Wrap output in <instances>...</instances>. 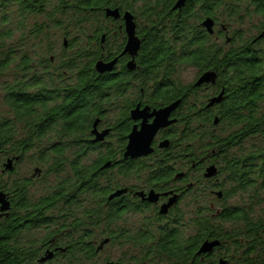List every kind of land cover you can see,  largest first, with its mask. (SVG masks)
I'll use <instances>...</instances> for the list:
<instances>
[{"label":"flooded vegetation","instance_id":"flooded-vegetation-1","mask_svg":"<svg viewBox=\"0 0 264 264\" xmlns=\"http://www.w3.org/2000/svg\"><path fill=\"white\" fill-rule=\"evenodd\" d=\"M218 2H213V16H206L214 20V32L210 34L214 54L211 60L196 56L188 64L182 59V33L180 40L176 41L178 60L172 63L169 56H150L145 44L152 43L148 42L152 34L140 32L141 22L136 15V36L141 45L135 54L125 52L129 36L124 13L132 11L125 10L119 19H115L111 28L113 38L107 40V33L102 37L98 61L109 63L116 60V63L111 70L104 72L96 69L97 63L94 66L95 84L113 88V93H109V101L105 99L98 112H94L89 137L83 143L72 144L67 159L55 165L56 168L37 160L39 155L29 158L24 152L16 154L11 144L5 149L0 147V176L4 182L0 192L9 203L6 211L2 212L0 207V217L6 221L22 219L23 231L37 235L36 243L46 238L47 242L43 244L48 250L40 262L46 263L48 254H52L54 261L67 257L69 247L84 248L91 244L99 246L96 250L98 258L116 240L121 249L120 257L117 260L101 258L102 264H182L183 200L194 188L192 176L198 171L203 173L204 159V177L208 167L216 166L207 158L210 154H203L201 118L207 115L213 120L210 132L218 139L227 130L224 127L217 131L223 126V120H228L231 102L244 97L251 86L264 83V16L254 14L242 21L227 17L220 14ZM175 11L180 14L182 8ZM175 19L168 17L165 20L171 23ZM201 29L207 31L205 27ZM64 47L68 48L67 41H64ZM203 60L209 62L201 64ZM243 61L254 67V74L240 76L238 66ZM186 68L196 72L190 83L182 80V71ZM44 69L41 64H35L32 74L26 69L20 71L18 85L14 81L9 83L14 86L6 89V121L9 124L15 120L10 126L13 131L26 129L23 121H16L18 113H25L26 101L45 99L47 104L56 107L60 104L64 109L67 102L72 105L67 107L72 111L84 105L77 103L78 97L88 99L97 91L89 83L82 89L75 87L80 81L70 71H65L70 81L61 82L57 89L44 85L53 73V69ZM207 72L214 73V79L198 85ZM50 93L54 94L50 96ZM221 96L220 102L210 105L214 98ZM12 99L18 102L12 103ZM35 104L38 106L39 103ZM173 105L166 115L165 109ZM192 115L199 122L195 124V131L187 124ZM159 116L166 124L154 132L146 131L145 127L153 124ZM215 119H219L217 124ZM151 132L153 134L149 136ZM132 134L144 138L142 142L149 140L146 153L126 154ZM100 135L104 138L97 140ZM46 153L49 155L52 151ZM213 154H217L215 148ZM76 164L82 165L83 171L77 172ZM81 174L84 177H80ZM91 189H98L99 194L92 195ZM117 192L121 194L111 199ZM216 192L210 190L211 194ZM92 205L99 208L102 216L97 225L99 230H114L113 236L91 238L90 231L97 227L90 213ZM167 205L166 213H162ZM211 206H214L213 202ZM113 211L117 214L115 223H106V214ZM102 238L109 239V242L102 245Z\"/></svg>","mask_w":264,"mask_h":264},{"label":"trees","instance_id":"trees-1","mask_svg":"<svg viewBox=\"0 0 264 264\" xmlns=\"http://www.w3.org/2000/svg\"><path fill=\"white\" fill-rule=\"evenodd\" d=\"M214 1L216 2L187 0L182 7V13L179 14L180 11L176 13L174 9L178 0H0V8L7 10L10 5L17 7L20 19L16 22L17 27L0 31V75L13 71L16 73L13 81L17 84L20 71L25 69L28 72L34 71V65L41 64L43 69L49 67L44 71L53 69V73L48 78L45 77L48 81L44 82V85L49 84L48 86L57 89L63 82L70 81L71 78L65 73L70 71L75 73V78L80 81L75 87L82 89L89 83L92 85L91 88L95 86L94 89L97 90L88 99L78 97L77 103L84 105L72 111L67 108L72 105H67L66 100L63 106L65 109L60 104L57 107L47 104L45 99L41 102L26 101L23 109L25 113H18L19 117H16V121L25 123V131H13L10 126L15 120L8 124L5 118H0L1 149L11 144L16 154L24 152L29 158H36L39 155L37 160L56 168L55 165L67 159L66 155L72 144L83 143V140L89 137L88 130L94 121V112L97 113L105 99L106 102L109 101V93H113V88L95 84L97 75L94 66L101 57L102 37L107 33V40L113 38L111 28L116 22L113 17L107 16L106 9H119L120 13H124L125 10L132 11L141 22L140 32L152 34L148 38V42L152 43L145 44L150 56L159 54L169 56L172 63L178 60L177 42L182 33V59L188 64L194 61L192 58L196 56L211 60L214 54L212 35L201 29L206 16H213ZM218 1L217 9L221 15L227 17L242 21L254 14L260 13L264 16V0ZM5 11L3 22H9ZM39 15L46 21L37 20L29 23L31 16ZM168 17L176 19L169 23L165 20ZM93 23L96 26L89 28L88 25ZM52 26L61 30L58 39L60 41L62 39L63 45H57L58 39L53 40L52 34H49ZM17 33L19 35L16 37ZM162 33L164 36H159ZM14 35L16 39H11ZM32 40L37 41L33 44L40 52H34V48L26 49ZM64 41L68 42V48L64 47ZM56 50L61 51V54H55ZM56 62L60 63L58 68ZM206 62L209 60H203L201 64ZM12 65L14 70L11 68ZM238 68V71H241L240 76L254 74V67L246 61L240 63ZM65 74L67 78L63 79L62 75ZM10 86L14 85L8 83L4 90ZM249 89L244 97L231 102L228 120L227 118L223 120V125L226 124L229 132H223L218 139L213 137V133L210 132L212 129H208V126L213 125V120L207 115L201 118L203 154L205 156L211 153L207 158L216 165L218 171L211 189L217 191L215 195L221 192L222 197H217L226 204L222 207L214 204L206 213L196 212L191 219L193 233L186 234L185 229H182V264H220L221 260H224L225 264H264V83L251 86ZM54 93L55 96L58 94L57 91ZM54 93H50V96ZM16 102L18 100L12 99V103ZM35 103H39L38 106H35ZM187 104H190L189 101ZM197 123L199 122L193 115L188 117L187 124L191 130L195 131ZM255 136H258V139L254 144L242 148L246 140ZM236 146L239 147V151L233 152ZM214 148L217 154L212 155ZM47 150H51L52 153L48 155ZM108 152L109 150L107 154ZM205 160L206 158L203 161V168ZM75 170L83 171L82 165L76 164ZM3 188L4 182L0 176V190ZM90 192L92 195L99 194L98 189H91ZM237 195H241L242 200L228 203ZM90 213L97 226L102 219L99 208L96 209L92 205ZM116 218L117 214L114 211L107 213L106 223L114 224ZM21 221L22 219L6 221L0 217V264H43L40 259L48 250L43 244L47 242L46 238L36 243L34 241L36 238L31 233L23 231ZM185 221V214L182 212V228H186ZM114 234V230L107 229L103 232L98 226L90 231L92 239ZM106 239L102 238L103 241ZM206 240H219L221 245L210 254L197 255ZM115 242L116 240H113V243ZM98 247L93 244L84 248L69 247L66 258H69V264H95ZM223 248L230 253L235 249L236 254L226 255L222 252Z\"/></svg>","mask_w":264,"mask_h":264},{"label":"rangeland","instance_id":"rangeland-1","mask_svg":"<svg viewBox=\"0 0 264 264\" xmlns=\"http://www.w3.org/2000/svg\"><path fill=\"white\" fill-rule=\"evenodd\" d=\"M6 9L5 8H0V31L3 30V29H12V28H15L17 27L16 25V22L17 20H20L19 19V13H18V8L15 7V6H9L8 9L5 11ZM4 11L8 14V17H9V22H3V16H4ZM257 19V18H256ZM41 21V20H44V17L43 16H38V17H34V16H31L30 20H29V23L32 24L34 23L35 21ZM46 21V19L44 20ZM258 21V20H257ZM95 24H89L88 27H92L94 26ZM96 26V25H95ZM61 30L59 29V27H54L52 26L51 27V30L49 31V34H52V39L53 40H57L59 35H60V32ZM90 31V30H89ZM15 32H18L17 30H15ZM19 34L17 33L16 34V37L18 36ZM80 38V37H78ZM11 39H16L15 38V35L13 38ZM83 40V39H81ZM8 41V39H7ZM10 41V40H9ZM35 40H32L30 41V44L28 46H26V49H30L31 48H34V52H37L39 51L40 52V49L38 47H36L35 44H33ZM37 42V41H35ZM57 45H63L62 44V39L61 41L58 39L56 41ZM35 45V46H34ZM60 50V48L58 49ZM56 50L55 54L58 53L59 55L61 54V51H58ZM1 55V54H0ZM57 64V68H58V65L60 64L59 62H56ZM13 68L12 70H14V66L12 65ZM58 70H61V69H58ZM31 74L33 73V71L30 72ZM18 74V73H17ZM196 75V72L194 69H184L182 71V80L185 82V83H190L193 79H194V76ZM19 76V74H18ZM15 77H16V73H14L13 71L8 73V74H3V75H0V118H8V112H6L7 110V107H6V91L4 90V86L10 82H12L13 80H15ZM62 78L65 79L67 78V75H62ZM226 125V124H225ZM225 125H223L220 130L217 129V131H222V128L225 127ZM213 126L210 125L208 126V129H212ZM212 131V130H211ZM226 132H229L228 130H225V133ZM258 139V136H255L254 138L252 139H248L246 140L243 144H242V148H248L250 147L251 143L254 144V142ZM233 152L235 151H239V147H235L233 148L232 150ZM210 156H211V153H210ZM204 171H205V167L203 168ZM188 171H189V168H188ZM201 171H198V173L196 175H193L192 176V181L194 180L195 183H194V188L192 191L188 192L189 194L186 195V198L183 200V203H182V212L185 214V222H186V225L185 227L186 228H182L183 230L185 229V233L186 234H191L193 233V230H194V226L191 224V219L193 218V216L196 214V212L198 211H204V213L208 212V208L209 207H212L211 206V202H213L216 206H224L226 203L223 201H219V198L217 197V195L215 194H211L210 193V190L213 186V181L210 180V178H205L202 174H200ZM221 179H223V176L221 177ZM204 189H207V191H205ZM194 198H196V200H194ZM198 199V200H197ZM242 200L241 199V195H237V196H234L233 198H231V200L228 201V203H234V202H237L238 200ZM184 233V234H185ZM34 237H37V235H33ZM39 237H41V235H39ZM226 249V247H225ZM228 250H230V247L228 248ZM228 250H222L223 253H225L226 255H235L236 254V250L235 249H232V252L230 253ZM120 254H121V249L119 247V244L118 243H111L109 244V246H107V249L105 250L104 253H102L100 255V257L96 258L95 259V264H102V260L101 258H110L112 260H117L119 257H120ZM54 257H52L51 259H53ZM100 258V259H99ZM43 264H69V258H66V257H62L61 259H55V261H50V262H42ZM89 264V263H87Z\"/></svg>","mask_w":264,"mask_h":264},{"label":"water","instance_id":"water-1","mask_svg":"<svg viewBox=\"0 0 264 264\" xmlns=\"http://www.w3.org/2000/svg\"><path fill=\"white\" fill-rule=\"evenodd\" d=\"M187 0H178V2L176 3V5L174 6V9H181L185 4H186ZM106 14L109 17H113L114 19H119L121 16V13L119 11V9H112V8H108L106 9ZM124 19H125V23H126V31L128 33L129 39H128V43L126 45L125 48V52H131L132 54H135L141 45V42L139 40V38L136 36V22H135V16L132 14V12H125L124 13ZM207 30L208 32H210L211 34L214 32V20L212 18H207L203 21L202 24ZM116 63V60L109 62V63H105L104 61H98L96 64V69L99 72H104L106 70H111L114 66V64ZM214 79V73L212 72H207L205 73L201 79L198 81V85L203 83V82H209L212 81ZM222 100V96L219 98H214L210 105H212L215 102H220ZM172 108H174L173 106H170L168 108L165 109V114L168 115L169 112L172 110ZM161 112H158V114ZM161 118L160 116L155 120V122L153 124H151L150 126L145 127L146 131H156L157 128H159L160 126L166 124L163 122H161ZM215 124H217L219 122V119H215ZM153 132H151V134L149 136H152ZM104 138V135H100L99 137H97V140H102ZM131 141L130 144L128 146V150H127V155H141L146 153L145 151L148 150V146L150 144L149 140L145 139V142H142V140H144V138H139L138 135L136 134H132L130 136ZM151 138V137H150ZM217 168L216 166H210L206 169L205 172V177L207 178H211L217 175ZM121 192H117L115 194H113L110 198H114L115 196L120 195ZM217 195L221 198L222 197V193L218 192ZM0 205H1V211H6L9 209V203L5 200V195L3 192H0ZM169 205L163 207L162 209V213H166L167 209H168ZM109 242V239L105 240L102 245H105L106 243ZM221 245V241L219 240H206L200 247V249L197 252V255H202V254H210L214 251V249L218 246ZM52 258V254H48L47 257L45 258V260L51 259ZM226 262L224 260L220 261V264H225ZM106 264H115L114 262H108Z\"/></svg>","mask_w":264,"mask_h":264},{"label":"bare ground","instance_id":"bare-ground-1","mask_svg":"<svg viewBox=\"0 0 264 264\" xmlns=\"http://www.w3.org/2000/svg\"><path fill=\"white\" fill-rule=\"evenodd\" d=\"M204 27V26H203ZM207 30V29H206ZM208 31V30H207ZM208 33H210V32H208ZM211 34V33H210Z\"/></svg>","mask_w":264,"mask_h":264}]
</instances>
